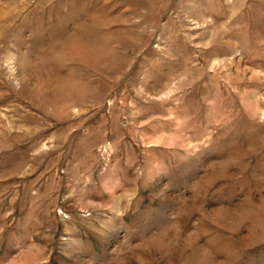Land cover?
Returning a JSON list of instances; mask_svg holds the SVG:
<instances>
[{
  "label": "rangeland",
  "instance_id": "rangeland-1",
  "mask_svg": "<svg viewBox=\"0 0 264 264\" xmlns=\"http://www.w3.org/2000/svg\"><path fill=\"white\" fill-rule=\"evenodd\" d=\"M0 264H264V0H0Z\"/></svg>",
  "mask_w": 264,
  "mask_h": 264
}]
</instances>
